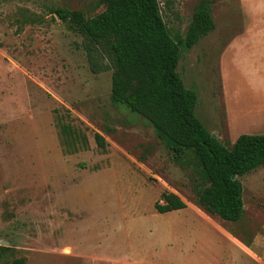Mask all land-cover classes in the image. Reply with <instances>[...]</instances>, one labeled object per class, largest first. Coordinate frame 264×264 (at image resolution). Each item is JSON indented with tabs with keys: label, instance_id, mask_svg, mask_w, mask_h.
Instances as JSON below:
<instances>
[{
	"label": "rangeland",
	"instance_id": "374dc122",
	"mask_svg": "<svg viewBox=\"0 0 264 264\" xmlns=\"http://www.w3.org/2000/svg\"><path fill=\"white\" fill-rule=\"evenodd\" d=\"M199 1L159 0L175 39ZM211 2L216 28L182 48L178 71L198 95L197 116L232 145L264 134L254 105L264 112V97L232 65L230 108L222 96V55L248 28L252 0ZM56 6L104 9L98 0H0V264H264V165L238 177L241 219L206 211L195 170L171 159L143 115L113 103L112 70L92 71L83 37L49 11ZM25 11L44 22L18 23ZM60 115L86 134L87 148L66 153ZM164 191L186 207L158 212Z\"/></svg>",
	"mask_w": 264,
	"mask_h": 264
},
{
	"label": "trees",
	"instance_id": "16d2710c",
	"mask_svg": "<svg viewBox=\"0 0 264 264\" xmlns=\"http://www.w3.org/2000/svg\"><path fill=\"white\" fill-rule=\"evenodd\" d=\"M104 9L87 16L65 6L49 11L83 37L91 69L112 70L111 98L151 122L172 151L171 159L195 170L193 190L201 207L227 221L244 214L242 184L238 177L264 165V134H241L232 145L223 143L196 114L198 95L186 86L178 71L182 48L190 49L216 28L211 0H200L184 36L175 39L165 22L159 0H98ZM18 23L44 22L27 11ZM59 128L66 153L88 147L80 129L62 122ZM105 148L102 134L95 135ZM233 175H236L234 178ZM160 213L179 210L186 202L164 191ZM0 247V259L2 257ZM19 258L13 264H23Z\"/></svg>",
	"mask_w": 264,
	"mask_h": 264
},
{
	"label": "crops",
	"instance_id": "0c3cea01",
	"mask_svg": "<svg viewBox=\"0 0 264 264\" xmlns=\"http://www.w3.org/2000/svg\"><path fill=\"white\" fill-rule=\"evenodd\" d=\"M248 24V28L235 34L228 42L220 62L222 96L226 97L225 102L229 108L230 97H235L229 84L228 68L231 65L251 90L258 92L259 97H264V0H252V15L248 16ZM254 105L260 109L257 113H264L261 107ZM261 120L263 122L259 127L264 128V120Z\"/></svg>",
	"mask_w": 264,
	"mask_h": 264
},
{
	"label": "water",
	"instance_id": "95a60500",
	"mask_svg": "<svg viewBox=\"0 0 264 264\" xmlns=\"http://www.w3.org/2000/svg\"><path fill=\"white\" fill-rule=\"evenodd\" d=\"M58 16V15H57ZM213 136L214 137H217V135L215 134V133H213ZM234 176V178L236 177V175H233Z\"/></svg>",
	"mask_w": 264,
	"mask_h": 264
}]
</instances>
